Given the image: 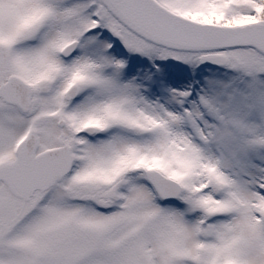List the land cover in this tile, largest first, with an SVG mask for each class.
Returning a JSON list of instances; mask_svg holds the SVG:
<instances>
[{"label":"snow or ice","instance_id":"snow-or-ice-1","mask_svg":"<svg viewBox=\"0 0 264 264\" xmlns=\"http://www.w3.org/2000/svg\"><path fill=\"white\" fill-rule=\"evenodd\" d=\"M0 264H264V0H0Z\"/></svg>","mask_w":264,"mask_h":264}]
</instances>
